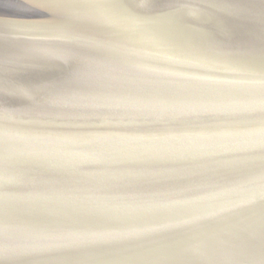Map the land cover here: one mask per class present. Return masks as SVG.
<instances>
[{
	"label": "water",
	"instance_id": "95a60500",
	"mask_svg": "<svg viewBox=\"0 0 264 264\" xmlns=\"http://www.w3.org/2000/svg\"><path fill=\"white\" fill-rule=\"evenodd\" d=\"M0 264H264V0H0Z\"/></svg>",
	"mask_w": 264,
	"mask_h": 264
}]
</instances>
